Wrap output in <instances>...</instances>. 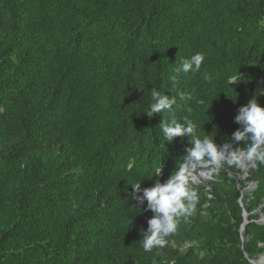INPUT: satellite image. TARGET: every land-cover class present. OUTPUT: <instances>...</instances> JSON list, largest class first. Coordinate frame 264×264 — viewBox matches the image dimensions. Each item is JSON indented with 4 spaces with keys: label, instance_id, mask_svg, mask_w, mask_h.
<instances>
[{
    "label": "trees",
    "instance_id": "obj_1",
    "mask_svg": "<svg viewBox=\"0 0 264 264\" xmlns=\"http://www.w3.org/2000/svg\"><path fill=\"white\" fill-rule=\"evenodd\" d=\"M197 52L200 70L173 88L174 69ZM153 87L186 94L166 120L188 117L199 138L230 142L239 107L256 96L264 106V0H0V264L264 255L259 162L190 182L195 211L163 248L144 251L153 213L131 184L166 181L191 146L186 136L164 143L163 116L143 114Z\"/></svg>",
    "mask_w": 264,
    "mask_h": 264
},
{
    "label": "clouds",
    "instance_id": "obj_2",
    "mask_svg": "<svg viewBox=\"0 0 264 264\" xmlns=\"http://www.w3.org/2000/svg\"><path fill=\"white\" fill-rule=\"evenodd\" d=\"M204 59V54L200 52L181 59L178 67L174 69L175 75L170 77L173 88L178 85L181 74L198 72ZM177 97L184 101L186 94L177 92V95L169 96L153 87L151 103L143 113L149 118L155 117L156 114L163 116L159 127L164 143H171L176 137L186 136L191 145L183 156L184 162L176 167L166 181H157L154 186L143 189L141 183L131 184L133 198L138 204L143 206L147 203L146 209H141L153 213L148 220V228L141 229L143 238L140 242L145 252L163 248L166 238L176 232L178 218L190 216L195 211L198 194L190 187L194 169H203L206 177L213 179L226 166H240L245 159L252 163L264 164V106L258 102L257 96L239 107L235 122L241 127L232 134L230 142L223 146L217 145L215 140L209 139L208 136L199 138L195 133L196 126L188 117H184L183 122L175 118L165 119L164 114H172L174 106H179ZM232 142H243L244 147L233 148ZM161 170L162 168L157 170L156 176Z\"/></svg>",
    "mask_w": 264,
    "mask_h": 264
},
{
    "label": "rangeland",
    "instance_id": "obj_3",
    "mask_svg": "<svg viewBox=\"0 0 264 264\" xmlns=\"http://www.w3.org/2000/svg\"><path fill=\"white\" fill-rule=\"evenodd\" d=\"M248 164L249 161H247L246 159L241 163V167L242 168H248ZM207 180H209L206 175L204 174V170L197 168L194 169L190 178V182L192 184H201V183H205ZM249 188H252V185L249 186ZM262 219L264 220V215H262Z\"/></svg>",
    "mask_w": 264,
    "mask_h": 264
},
{
    "label": "water",
    "instance_id": "obj_4",
    "mask_svg": "<svg viewBox=\"0 0 264 264\" xmlns=\"http://www.w3.org/2000/svg\"><path fill=\"white\" fill-rule=\"evenodd\" d=\"M244 216H245V218H246V216H247V212L245 211L244 212ZM247 221V220H246ZM245 221V222H246ZM242 229H243V225H242ZM252 262L254 263V264H264V255L261 257V258H259V259H256V260H252Z\"/></svg>",
    "mask_w": 264,
    "mask_h": 264
}]
</instances>
